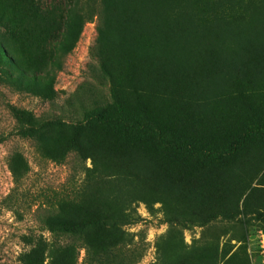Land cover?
<instances>
[{"label": "rangeland", "instance_id": "1", "mask_svg": "<svg viewBox=\"0 0 264 264\" xmlns=\"http://www.w3.org/2000/svg\"><path fill=\"white\" fill-rule=\"evenodd\" d=\"M251 127L264 0H0V264H261L264 137L166 144ZM80 151L153 191L134 221L91 198ZM86 220L108 224L67 250L56 227Z\"/></svg>", "mask_w": 264, "mask_h": 264}, {"label": "trees", "instance_id": "2", "mask_svg": "<svg viewBox=\"0 0 264 264\" xmlns=\"http://www.w3.org/2000/svg\"><path fill=\"white\" fill-rule=\"evenodd\" d=\"M254 136L264 137V129L256 127L248 128L237 136L234 141L222 147L219 151L199 149L185 142H176L173 140L167 141L166 144L188 154H200L204 157H216L232 152L247 139ZM80 153L82 158L86 159L89 157L90 159V166L85 167V172L88 182H93L91 198L106 206L113 213L114 219L123 223H131L134 221V218H136L132 212V203L138 200L150 201L154 199V193L152 190L143 185L139 186L135 184L131 176L125 174L122 170L113 166L111 167L108 164H102L95 158L84 154L83 151H80ZM259 215L262 219H264V213H259ZM181 220V224L184 226L191 223L193 224L194 222L193 219ZM112 222V224L115 223V221ZM107 224V221L95 220L65 222L64 224L57 226L56 229H58L64 237L69 239V242H66L64 245L67 250L73 252L77 243L76 241L80 239V235L84 229L91 226L98 227Z\"/></svg>", "mask_w": 264, "mask_h": 264}, {"label": "built area", "instance_id": "3", "mask_svg": "<svg viewBox=\"0 0 264 264\" xmlns=\"http://www.w3.org/2000/svg\"><path fill=\"white\" fill-rule=\"evenodd\" d=\"M258 246L261 257V264H264V232L259 233Z\"/></svg>", "mask_w": 264, "mask_h": 264}]
</instances>
